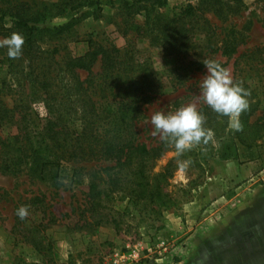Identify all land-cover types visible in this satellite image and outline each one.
<instances>
[{"label": "trees", "instance_id": "trees-1", "mask_svg": "<svg viewBox=\"0 0 264 264\" xmlns=\"http://www.w3.org/2000/svg\"><path fill=\"white\" fill-rule=\"evenodd\" d=\"M97 1L0 0V39L13 32L24 37L17 64L8 57L7 48L0 47V65L10 74L0 82V172L12 176L26 173L40 182L50 180L56 187L63 185L62 177L70 185L85 178L86 201L80 210L83 222L71 227L87 233L115 221L105 212L108 199L142 201L155 210L177 203L165 189L175 164L169 161L161 171L152 169L174 146L160 139L149 146L137 137L136 123L143 117V106L158 93L159 81L150 59L134 47L133 38L161 48L170 62L171 82L183 84L204 68V61L215 59L225 68L216 55L229 59L237 53L240 40L235 32L213 24L204 12L211 8L219 15L233 13L242 6V0H195L167 15L161 11L167 0H118L116 15L120 20L115 24L124 45L90 38L87 50L78 55L63 44L77 16L52 28L38 27L46 18L62 15L65 7L78 11ZM45 35L55 43L38 47L39 36ZM96 63L98 70L94 71ZM234 63V82L242 83L250 94L248 108L239 116L241 127L234 129L232 136L251 159L253 147L264 144V110L259 106L264 91V47L237 55ZM80 71L86 72L84 78ZM16 72L20 78L12 83ZM39 101L45 105L43 122L40 128H33L32 104ZM197 109L205 116L206 130L224 131L228 117L213 112L206 103ZM233 158H237L236 152ZM60 170L67 173L61 176ZM21 206L28 209L24 219L17 215ZM56 221L43 196L19 199L12 206V224L5 239L11 236L29 243L38 253H49L52 245L45 232ZM10 264L46 262L13 256Z\"/></svg>", "mask_w": 264, "mask_h": 264}, {"label": "rangeland", "instance_id": "rangeland-1", "mask_svg": "<svg viewBox=\"0 0 264 264\" xmlns=\"http://www.w3.org/2000/svg\"><path fill=\"white\" fill-rule=\"evenodd\" d=\"M188 2L195 0H167L161 11L174 15ZM117 4L118 0H98L78 11L65 7L62 15L50 16L38 27L52 28L74 15L77 19L63 43L72 54L84 53L90 38H106L122 46L125 39L115 24L120 20V15H116ZM204 14L213 24L231 29L239 37L236 54L229 59L216 55L234 77L237 55L264 47V0H242L241 8L233 13L219 15L210 8ZM48 35L42 39V34L39 36L38 47L47 48L55 43L56 40L49 39ZM133 41L134 47L150 59L159 81L158 93L143 106V117L136 123L138 140L150 146L160 139L158 135H152L151 116L155 112H174L188 104L197 108L205 104L199 85L206 69L192 73L183 84L174 85L168 76L170 62L163 50L149 46L145 39L134 37ZM18 58L14 64L18 63ZM24 67L28 72L27 63ZM93 69L98 70V63ZM7 76H10L8 69L0 65V82ZM80 76L84 78L86 72L80 71ZM17 78L20 73L16 72L10 82L15 83ZM261 94L259 106L264 110V91ZM44 106L42 101L32 104L33 128H40ZM233 130L228 119L223 132L210 130L212 136L207 143L196 145L181 156H177L174 148L155 161L153 172L163 170L169 161L175 164L165 189L177 198V203L155 210L142 201L120 197L108 199L105 212L115 221L90 233L71 227L75 222H83L80 210L86 201L85 178L77 185H70L69 180L62 177L63 185L56 187L50 180L40 182L26 173L12 176L0 172V264H10L13 256L27 262L44 260L46 264H155V258L166 256L179 264H190L197 254L194 242L198 243V239L212 232L217 235L207 244V250L196 264H246L249 261L264 264V144L253 147L255 151L250 159L245 147L232 136ZM235 152L236 159L233 158ZM186 160L191 163L182 168L180 164ZM66 173V170H60L59 174L64 176ZM37 195L43 196L57 217V221L46 229L52 249L44 254L11 236L5 239L12 224V206L19 199ZM234 218L236 220L232 222Z\"/></svg>", "mask_w": 264, "mask_h": 264}, {"label": "clouds", "instance_id": "clouds-1", "mask_svg": "<svg viewBox=\"0 0 264 264\" xmlns=\"http://www.w3.org/2000/svg\"><path fill=\"white\" fill-rule=\"evenodd\" d=\"M24 37L19 32L0 39V47L7 48L9 58L16 59L22 55ZM206 72L200 82L204 102L213 112L229 118V126L239 130V116L248 108L249 92L240 82H234L230 71L215 59L203 62ZM153 136H159L162 142L172 145L177 156L183 155L194 146L207 143L212 133L204 127L205 116L193 104L176 109L174 112L157 111L151 116ZM190 160L181 162L182 168H187ZM17 215L24 219L28 215L26 206L17 210Z\"/></svg>", "mask_w": 264, "mask_h": 264}, {"label": "crops", "instance_id": "crops-1", "mask_svg": "<svg viewBox=\"0 0 264 264\" xmlns=\"http://www.w3.org/2000/svg\"><path fill=\"white\" fill-rule=\"evenodd\" d=\"M232 217V216H231ZM236 219L234 218L233 220H232V222L233 221H235ZM230 221V220H229ZM232 224V223H231ZM223 226V225H222ZM231 226V225H230ZM216 233V232H215ZM214 232H212L211 234H209L208 236H202L200 239H198V243H195L194 242V247H195V249H197V254L195 255V258L192 260V262L190 263V264H196V263H198L199 262V260H201L202 259V253H203V251H205V250H207L206 249V246H207V244L208 243H210V242H212V241H214V239H215V237H216V235L217 234H215ZM248 238L249 237H251L250 235L249 236H247ZM200 253V254H199ZM213 255H211V257H212ZM216 262V261H215ZM217 264H218V262H217ZM234 264H237V263H234ZM240 264V263H239ZM246 264H257V261L256 262H252V261H249L248 263H246Z\"/></svg>", "mask_w": 264, "mask_h": 264}, {"label": "built area", "instance_id": "built-area-1", "mask_svg": "<svg viewBox=\"0 0 264 264\" xmlns=\"http://www.w3.org/2000/svg\"><path fill=\"white\" fill-rule=\"evenodd\" d=\"M164 242H162L161 247L164 248ZM160 256L162 255L161 252L158 253ZM155 264H179V262L175 261L172 258H168L165 256L163 258H155L154 259Z\"/></svg>", "mask_w": 264, "mask_h": 264}]
</instances>
